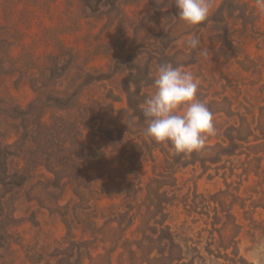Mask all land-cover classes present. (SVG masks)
Listing matches in <instances>:
<instances>
[{"label":"trees","instance_id":"trees-1","mask_svg":"<svg viewBox=\"0 0 264 264\" xmlns=\"http://www.w3.org/2000/svg\"><path fill=\"white\" fill-rule=\"evenodd\" d=\"M114 5L116 0H0V111L20 106L8 93L10 87H28L33 92L26 109L36 119L38 133H42L39 146L47 174L40 175L45 183L38 181L40 190L26 201L35 202L32 214L36 234L46 233L41 222L47 218L64 229L58 239L52 235L39 245L33 241L20 264H214L219 258L229 264L245 261L239 254L242 224L221 202L210 208L208 200L215 196L189 206L207 216L202 229L208 230L206 244L203 240L207 237L201 232L196 239L186 234V221L177 227L170 222L173 206L181 202L187 211L188 205L177 193V167L195 159L202 161L198 154L173 156L170 144H160L165 165L160 172L145 178L143 164L156 161L157 144L146 140L139 123L137 130L138 126L128 120L141 142L129 143L118 123L98 118V102L81 101L82 88L99 82L101 77L93 73L97 68L85 63L91 52H81L74 41L89 36L95 25L117 15L119 9ZM250 5V0H223L205 25L177 32L175 25L180 17L173 1L172 9L155 16L159 17L156 24L160 28L159 19L163 18V38L175 45L182 37L183 41L178 47L151 43L149 53L155 59L156 54L169 55V48L198 61L200 66L208 62L210 73L204 74V82H216L214 67L221 64V59L226 68L237 63L241 71L248 73H233L234 98H222L221 103L228 106L227 112L215 108L218 102L215 91L210 90L212 82L200 87L197 96L213 113L215 125L217 118L224 125L207 141V149L216 155L210 161L241 156L246 150V156L252 155V161L242 162L241 176L245 180L250 174L258 178L249 197L252 209H257L264 208V27L259 24L263 13L256 12V5ZM131 18L123 13L120 29L112 30L123 45L129 35L124 24ZM237 21L241 27H236ZM148 22L146 27L150 29L155 20ZM208 30L213 33L208 35ZM193 36L199 38L200 48L207 49L206 57L199 55V49L188 47L187 40ZM102 37L101 30L95 34L97 39ZM251 41H255L253 52L248 48ZM15 72L17 79L12 80ZM134 103L142 112L141 99L138 97L129 106L134 107ZM37 152H31L30 157ZM12 168L7 162L3 170L9 177L20 174L19 188L28 182L25 177L33 178L28 168L11 173ZM18 208L20 204L14 209ZM52 246L54 249L49 252ZM7 251L9 258L2 264H10L9 259L13 258L11 250ZM204 251L213 258L202 255ZM5 258L0 252V260Z\"/></svg>","mask_w":264,"mask_h":264},{"label":"rangeland","instance_id":"rangeland-1","mask_svg":"<svg viewBox=\"0 0 264 264\" xmlns=\"http://www.w3.org/2000/svg\"><path fill=\"white\" fill-rule=\"evenodd\" d=\"M116 1L117 5H114V7L117 10L119 9L117 15L95 25L89 36H81L78 41H74L81 48V52L83 50L91 52L89 59L85 58L87 60L85 63H87V66L97 68L93 73L95 76L101 77L99 82L88 84L82 88L81 95L82 102L87 100L88 102H98L95 104V106L98 105L95 111L98 118L102 117L104 122L109 121L114 125L118 123V129L124 132L123 135L129 143H141L140 138L137 137L139 133L136 134L132 131L130 121L134 126H138L136 123H139L144 134L147 125L145 123L146 118L135 103L132 108L129 105L134 100H137L138 97L144 104L146 98L155 91L154 79L160 64L166 62L185 71H191L199 80V89L206 86V83L212 82L210 90L215 91L216 102H218L215 108L225 112L228 111V106L221 103L222 98L228 97L231 100L234 98L236 80L233 77V73L239 72L242 76L248 75V73L241 71L237 63L231 66L228 65V68H226L221 59V64L214 67L216 82L211 80L204 82V74L206 72L210 73L208 62L200 66L198 61L188 56L175 54L169 48H167V50H170L169 55L156 54L155 59L149 53V49H152L151 43L159 46L163 44L177 46L183 41V37L182 39L178 38V43L175 45L172 41L163 38L164 34L161 33L165 23L163 18L159 19L162 23L160 28L156 24L159 17L155 18V16L171 8L174 0H159L158 3L156 0ZM222 1L213 0L210 17L213 16L215 9L217 10ZM250 2L256 5L255 0H250ZM256 12H260L257 7ZM123 13L128 15V17H132L126 21L128 24H124L129 34L126 36L128 37L127 41H123L124 45L121 44L122 39L112 34L117 28L120 29L121 21L119 19ZM154 20L155 23H152L150 29H147L146 23ZM263 21L264 13L262 22L259 23L264 27ZM202 25H205V23L200 24V26ZM198 26L196 27L198 28ZM186 27L192 28L194 26L187 25L181 18L175 25L177 32L184 31ZM236 27H241L240 21H237ZM138 29L141 30L136 35L135 32ZM100 30L103 31L102 40L95 38V34H98ZM212 33V30L207 31L208 35ZM70 42L73 41L68 40V43ZM254 42L251 41L248 45L250 52L254 51ZM78 61L80 62V60ZM206 69L208 71H205ZM17 76L18 74L15 72L14 77H11V79H17ZM83 79H88V77L84 76ZM7 91L13 95V99L16 101L15 105L20 106H15V110L7 107V109L0 111V252L6 257L4 261L0 260V264L3 262L7 263V258H9L7 257L9 252L7 250H11L10 256L13 257L12 260L9 259L10 264H20L25 252L29 251V247L33 245V241L39 245L40 242H46L47 236L53 235L52 238L58 239L63 235L64 229L61 224L57 225L52 219L47 218L42 219L41 222V226L46 233L36 234L37 228L34 225V216L32 214L34 207H36L35 202L29 203L26 199H29V196L36 194L40 190L41 187L38 186V181L45 183L44 178L40 176L47 174L45 158L39 146L42 133H38L40 130L37 131V121L30 114V110L26 109L27 103L33 97V92L28 87L14 88L13 86ZM134 111H136V116H133ZM221 116H224V114L221 113ZM91 118L98 121L95 115H91ZM116 118L117 121H115ZM218 119H216L217 125H215L216 133H219L220 127L224 126L220 125L222 121ZM143 123L145 125H142ZM140 127L138 126L137 130ZM130 133L134 135L130 136ZM146 138V140H150L151 143L157 145L154 152L156 161H148L143 164L145 178L152 177L154 173L160 172L165 165L162 162L164 155L161 152L160 144L149 137ZM212 143L214 142L212 141ZM253 143L251 141L250 144ZM247 144L249 143L245 145ZM35 151H38L37 155L30 157V153ZM246 152L237 157H222L212 163L210 160H213L216 155H213V152L206 148L203 153L197 155V158H201L202 161L190 159L191 163L177 167L176 181H178L177 185L181 190L177 191V193L178 196H182L186 200L188 205L186 206L187 211H185L181 202L173 206L171 208L170 222L177 227L186 221L184 230L192 239H196L200 232L204 237H207L208 230H202L205 228L204 220L207 219V216L199 213L198 208L193 211L191 210L192 207L190 208L189 206L196 204L198 200L204 197L215 196L208 200L210 208L215 205V202H221L225 209L229 208L231 212L236 214L237 221L242 224L243 229L239 236L241 239L239 254L245 258V261L238 260V264H257V261L251 255V251L259 243H264V208L252 209L251 198H249L255 190V183L258 178L250 174L249 180H245V176H241L244 168L242 167V162L252 161V155L246 156L248 154ZM170 154H172V151ZM7 162L13 167L11 173L14 170L23 171L28 168L27 170L32 171L30 174H32L33 178L31 176L25 177L28 182L23 188H19L17 181L20 174H11V177H9L7 176V171L5 170L4 172L3 170L4 164ZM220 191L221 193L219 194ZM20 198L22 199L20 200ZM19 204L20 208L14 209ZM221 205L219 204L218 208H221ZM211 214L213 215L212 211ZM207 228H211L210 223ZM206 240H208V237L203 240V244H206ZM53 249L54 246L49 249V252L53 251ZM202 255L206 258H213L206 251L202 252ZM15 256H18L16 261ZM47 259H50L49 256ZM214 264H229V262L219 258L218 263Z\"/></svg>","mask_w":264,"mask_h":264},{"label":"clouds","instance_id":"clouds-1","mask_svg":"<svg viewBox=\"0 0 264 264\" xmlns=\"http://www.w3.org/2000/svg\"><path fill=\"white\" fill-rule=\"evenodd\" d=\"M174 3L179 17L189 26L206 22L213 7V0H174ZM255 3L264 13V0H255ZM187 45L193 50L199 49V55L207 56V49L200 48L198 37L189 38ZM154 88L142 108L148 122L145 136L158 144H170L173 156L203 153L208 147L207 141L217 130L213 113L197 97L198 78L191 71L166 62L157 70ZM251 255L257 264H264V243L252 249Z\"/></svg>","mask_w":264,"mask_h":264}]
</instances>
